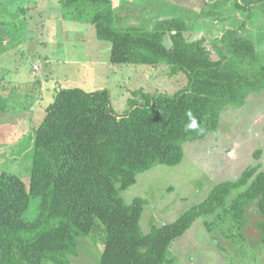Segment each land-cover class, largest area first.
I'll list each match as a JSON object with an SVG mask.
<instances>
[{"label":"trees","instance_id":"1","mask_svg":"<svg viewBox=\"0 0 264 264\" xmlns=\"http://www.w3.org/2000/svg\"><path fill=\"white\" fill-rule=\"evenodd\" d=\"M224 1L250 12L245 4ZM59 2L64 18L92 23L96 37L110 42V62L165 63L172 73L183 72L187 84L173 94L139 90L121 114L108 88L58 89L34 129L28 188L17 175L0 172V264H69L78 237L91 232L95 219L106 231L98 264H170L171 243L196 219L224 209L240 187L245 189L231 209L257 199L262 219L256 226L264 243V170L249 168L216 184L203 200L147 233L139 223L146 199L126 203L121 196L138 173L180 163L185 142L214 132L228 105L242 106L264 89L259 31L256 39L242 34L245 21L225 28L209 42L212 57L204 39L186 37L188 23L180 15L159 19L151 29L117 28L113 0ZM222 8L209 7L198 18L222 22L230 16ZM262 9L264 14V2ZM5 100L0 92V124L27 123L21 125L28 130V111L5 114ZM32 198L38 210L28 217Z\"/></svg>","mask_w":264,"mask_h":264},{"label":"rangeland","instance_id":"2","mask_svg":"<svg viewBox=\"0 0 264 264\" xmlns=\"http://www.w3.org/2000/svg\"><path fill=\"white\" fill-rule=\"evenodd\" d=\"M235 1L247 5L250 12L238 11L234 2L224 0H115V25L151 29L159 19L180 15L188 23L186 37L204 39L209 53L216 57L210 40L225 28L239 27L245 21L247 25L241 30L242 34L255 38L259 31L262 35L258 48L264 65V0ZM209 7L217 11L222 8L230 16L222 22L199 19ZM2 24L8 29L7 41L1 44L8 48L3 55L10 59L3 62L5 68L0 67L3 81L0 85L12 89L15 80L28 77L46 80L48 87L35 108L32 128L25 130L26 125L21 124L27 123L0 124V172L17 175L27 188L34 129L58 89L108 88L112 106L121 114L128 109L129 98L139 90L173 94L187 84L183 72L172 73L165 63L109 62L110 42L96 37L92 23L64 18L59 0H1ZM165 44L170 45L167 36ZM35 61L41 63V68L33 72L31 65ZM20 84V90H16L18 102L26 92L21 100L29 106L25 98L32 91L28 88L34 89L36 83ZM249 168L256 172L264 170V89L252 92L242 106L228 105L214 132L199 141L185 142L180 163L157 164L138 173L136 182L121 191V196L126 203L134 197L146 199L139 223L147 233L152 226L173 221L203 200L216 184L235 180ZM244 189L232 190L224 209L196 219L171 243L167 256L174 261L170 264H264V243L256 226L262 219L257 199L231 209ZM37 210L38 199L32 198L26 215L32 217ZM105 236L103 224L95 219L91 232L78 237V253L68 257L69 264H98Z\"/></svg>","mask_w":264,"mask_h":264},{"label":"crops","instance_id":"3","mask_svg":"<svg viewBox=\"0 0 264 264\" xmlns=\"http://www.w3.org/2000/svg\"><path fill=\"white\" fill-rule=\"evenodd\" d=\"M113 2H115V0H113ZM7 32H8V29L4 26V24L0 25V67H3V68H5L3 62L10 59L9 56L4 57V55H3V53L6 52L8 50V48H4L1 45L3 42L7 41V36H6ZM109 51H110V47H109ZM108 61H109V55H108ZM31 66H32L33 72H36V71H38V69L41 68V63L39 61H35L34 63H32ZM34 66H36V68H34ZM0 82L1 83L3 82V81H1V74H0ZM25 82H31V83L35 82L36 85L38 86V89L36 88L37 87L36 85H35L34 89L28 88V90L32 91L29 94V96L25 98L29 102V106H26L24 104V101L21 100V98H23L26 95V92L23 94V97L20 98L19 102H22V104H20L18 102L19 96H17V93H16L18 90H20L19 88H21L22 84H20V83H25ZM46 83H47L46 80L45 81H43L42 79L36 80L34 78H28L27 77L26 79L21 78L19 80H15L12 84H16V85H14L12 89H8L7 87L0 85V90H2L0 92L4 96V98L6 99L5 100L6 105H5L4 113L9 114L11 112H15L18 110L28 111V115H27L28 116V124H29L28 129H30V126L32 128V120H33V116L35 115L34 114L35 108L39 104V101L41 100V96L43 94H46L45 91L48 90ZM12 84H10V85H12ZM53 94L54 93L52 92V96H53ZM46 107H47V105H46Z\"/></svg>","mask_w":264,"mask_h":264},{"label":"built area","instance_id":"4","mask_svg":"<svg viewBox=\"0 0 264 264\" xmlns=\"http://www.w3.org/2000/svg\"><path fill=\"white\" fill-rule=\"evenodd\" d=\"M34 68H36V66H34Z\"/></svg>","mask_w":264,"mask_h":264}]
</instances>
